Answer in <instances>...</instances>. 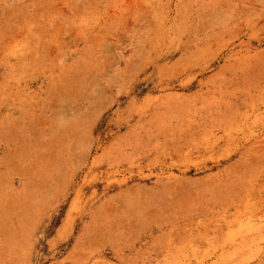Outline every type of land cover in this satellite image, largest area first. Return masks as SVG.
Segmentation results:
<instances>
[{"label": "rangeland", "instance_id": "374dc122", "mask_svg": "<svg viewBox=\"0 0 264 264\" xmlns=\"http://www.w3.org/2000/svg\"><path fill=\"white\" fill-rule=\"evenodd\" d=\"M0 264H264V0H0Z\"/></svg>", "mask_w": 264, "mask_h": 264}]
</instances>
